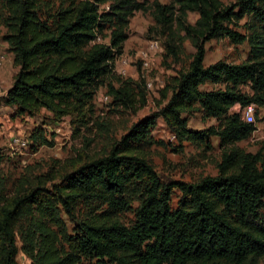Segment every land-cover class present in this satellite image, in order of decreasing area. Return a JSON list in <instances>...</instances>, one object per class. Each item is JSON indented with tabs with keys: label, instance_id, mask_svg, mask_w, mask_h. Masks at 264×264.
<instances>
[{
	"label": "trees",
	"instance_id": "16d2710c",
	"mask_svg": "<svg viewBox=\"0 0 264 264\" xmlns=\"http://www.w3.org/2000/svg\"><path fill=\"white\" fill-rule=\"evenodd\" d=\"M3 1L2 39L17 67L3 98L21 113L44 108L85 118L104 84L115 105L134 111L144 106L140 81L105 83L123 52L135 11L150 12L165 37V55L178 54L175 23L195 51L188 67L160 90L166 102L131 124L107 152L58 181L38 179L30 188L0 194V264H17L16 227L23 215L29 225L21 234L22 248L31 264H81L82 257L100 264H264L263 155L231 147L222 152L216 175L167 183L146 156L149 131L159 117L176 135L198 145L214 135L227 147L256 129L229 110L235 104L264 107V0H77L58 7L48 21L41 15L43 0ZM188 12L196 13L195 24L187 23ZM243 16L250 17L248 36L234 29ZM222 36L232 43L248 40L247 60L205 66V43ZM206 81L225 87L201 90ZM244 84L251 94L238 89ZM195 103L219 120L217 127L187 126L183 113ZM173 188L181 193L174 208ZM134 196V219L124 224L117 215L130 209ZM80 206L84 214L78 219ZM58 207L73 221V234L66 233Z\"/></svg>",
	"mask_w": 264,
	"mask_h": 264
},
{
	"label": "rangeland",
	"instance_id": "374dc122",
	"mask_svg": "<svg viewBox=\"0 0 264 264\" xmlns=\"http://www.w3.org/2000/svg\"><path fill=\"white\" fill-rule=\"evenodd\" d=\"M42 18L48 21L58 7H64L71 1L77 0H43ZM142 1V0H141ZM148 3L152 0H145ZM168 3L170 0H158ZM229 4L235 0H221ZM4 1L0 0V51L5 60L0 66V194L12 195L22 188H30L38 179L47 183L58 181V177L69 172L82 162L100 156L107 152L112 142L124 134L131 124L142 117L154 112L166 102L161 99L160 90L169 86L180 70H185L195 49L192 40L175 23L173 25V39L178 46L175 58L165 55L164 40L158 31L150 12L135 11L129 21L128 38L124 42L122 54L115 59L113 75L106 78V82L114 85L119 79L140 81L145 93V105L136 111L117 106L107 92V85H102L93 99L92 113L86 112L85 118L75 113L58 114L44 108L33 114L21 113L14 106L6 104L3 96L13 82L17 67L13 64L12 53L7 43L2 39L6 28L3 24ZM103 7V6H101ZM196 13L188 12L187 23L195 24ZM50 22V19H49ZM249 16H243L234 29L248 36L250 31ZM108 34V31H106ZM158 39L162 49L151 55L148 64L144 66L140 52L146 49L150 40ZM98 42H107V38H100ZM249 43H232L228 37L213 38L205 43V57L203 64L209 65L217 61L240 63L247 60ZM144 81H143V80ZM142 80V82H141ZM147 83L150 86H147ZM224 82L213 83L206 81L200 85L201 90L224 89ZM238 89L245 94H251L250 86L240 85ZM167 95H170L168 91ZM230 113L239 112L243 116V107L235 104ZM187 126L200 130L217 127L219 120L209 116L203 108L195 103L184 111ZM253 123L256 129L249 137L235 141L227 147L221 146L217 136L211 135L208 144H194L171 131L159 117L156 125L148 135L146 156L159 177L165 183L171 181H197L206 175L217 174V163L222 152L236 147L245 152L259 153L264 156V107L254 106ZM180 191L173 188L170 195L172 208L177 207ZM138 199L134 196L130 209L121 212L117 218L124 224L132 223L134 208ZM57 214L62 219L67 234H73V221L57 208ZM84 214L80 206L77 218ZM16 227V242L18 252L17 264H31L30 258L23 251V234L28 229V217L23 215ZM64 249L67 245L62 240ZM81 264H100L96 258L82 257Z\"/></svg>",
	"mask_w": 264,
	"mask_h": 264
},
{
	"label": "built area",
	"instance_id": "2783aa9c",
	"mask_svg": "<svg viewBox=\"0 0 264 264\" xmlns=\"http://www.w3.org/2000/svg\"><path fill=\"white\" fill-rule=\"evenodd\" d=\"M161 49L162 46L158 39L150 40L146 45V49L140 52V58L143 60L142 64L146 66L148 64L149 57L161 51ZM4 60L5 55L0 51V66L3 64ZM147 86L149 87L150 84L147 83ZM254 106V104L243 106V116L245 121L253 122Z\"/></svg>",
	"mask_w": 264,
	"mask_h": 264
}]
</instances>
